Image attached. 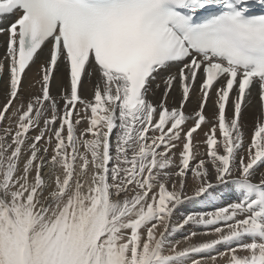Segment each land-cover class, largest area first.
<instances>
[{
    "label": "snow or ice",
    "instance_id": "6c2138e0",
    "mask_svg": "<svg viewBox=\"0 0 264 264\" xmlns=\"http://www.w3.org/2000/svg\"><path fill=\"white\" fill-rule=\"evenodd\" d=\"M0 36V264H264V0H0Z\"/></svg>",
    "mask_w": 264,
    "mask_h": 264
},
{
    "label": "bare ground",
    "instance_id": "6f19581e",
    "mask_svg": "<svg viewBox=\"0 0 264 264\" xmlns=\"http://www.w3.org/2000/svg\"><path fill=\"white\" fill-rule=\"evenodd\" d=\"M3 42H4V37H3V36H0V56L3 55V51H4V49H3V47H2ZM29 75H31V74H29ZM87 94H88V93L86 92V95H87ZM0 102H2V96H0ZM176 238L179 239L180 236L178 235Z\"/></svg>",
    "mask_w": 264,
    "mask_h": 264
}]
</instances>
